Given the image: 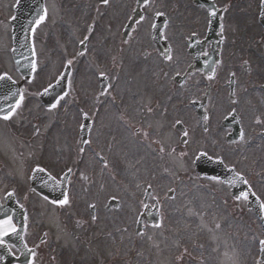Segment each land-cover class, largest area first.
Instances as JSON below:
<instances>
[{
    "label": "rangeland",
    "instance_id": "obj_1",
    "mask_svg": "<svg viewBox=\"0 0 264 264\" xmlns=\"http://www.w3.org/2000/svg\"><path fill=\"white\" fill-rule=\"evenodd\" d=\"M13 1L0 0V71L6 68V72L18 78L13 74L6 55L10 45L6 17L10 15ZM134 1L109 0L107 4L99 6V28L92 32L84 53L77 56L85 60L79 66L76 60L73 61L67 95L59 98L56 107L45 113L38 101L30 99V94L44 81L51 80L54 73L60 72L66 59H69L65 55L73 51L75 40L82 38L87 19L91 13L94 15L92 6L95 4L94 0H45V17L32 34L36 78L25 85L24 95L27 98L8 119L11 126L15 125L16 136L11 130L5 133L9 125L0 120V158L7 160L6 152H9L14 159L12 167H4L3 171L14 178L19 167L26 172L29 166L26 164L32 158L46 161L63 158L70 140L72 144L75 137L76 113L83 108L91 110L99 106L98 112L90 113L94 122L90 140L97 149L102 147L101 151L108 159L105 168L117 173L112 176V172L107 170L111 184L104 189H112L114 195L120 196L124 187L148 176L150 181L161 182L164 186L174 185V182L177 188L176 196L165 198L161 205L160 226H146L144 233L135 239L137 248L132 252L133 260L129 254L131 240L128 231L124 233L121 228L130 224L129 210L134 205L122 199V206L112 210V215L108 217L114 224L111 226V240L117 241L120 246L114 264H254L263 232L252 210L229 197L220 184L212 180L194 179L187 169L189 143L177 145V132L172 126L173 120H177V85L167 91V78L161 71L165 61L156 53L149 38L152 14L162 12L167 16L164 34L177 49V0H150L144 4V16L136 22L125 43L114 44L115 48L120 45L116 50L111 47L115 43V32L130 13ZM108 59L113 60V64L105 67ZM99 65L104 66L109 76L110 88L95 100L91 94L93 90L98 92V73L94 70H98ZM157 76H160L159 80ZM152 81H156V84L153 85ZM118 97L123 103L118 101ZM107 101L110 103L107 104ZM141 101L150 103L148 109L151 111H139L136 107L131 110H138L139 117L124 119L123 112L130 113L127 110L130 107L140 108ZM132 116L136 117V111L132 112ZM15 119L21 122L17 123ZM34 122L39 124V134L49 130L47 148L44 147L43 153H40L38 146L34 148L33 143L30 146L20 141L31 133ZM56 142H61L58 149ZM51 143L55 146L51 147ZM161 147L163 152L160 151ZM28 153L32 155L28 156ZM13 154L17 155L16 158ZM81 171L88 175L86 180L79 178L72 185L70 197L76 203L85 201L79 188L81 182L95 183L94 188L98 191L99 179L90 173L103 175L106 172H100L93 155L87 156ZM108 225L100 220L103 236H106L104 232L109 229ZM122 240L124 245L119 243Z\"/></svg>",
    "mask_w": 264,
    "mask_h": 264
},
{
    "label": "flooded vegetation",
    "instance_id": "obj_2",
    "mask_svg": "<svg viewBox=\"0 0 264 264\" xmlns=\"http://www.w3.org/2000/svg\"><path fill=\"white\" fill-rule=\"evenodd\" d=\"M206 1L177 0V49L169 46L164 58L167 64L162 65L165 75L177 72V141L180 146L189 143L192 175L196 179L220 184L231 197L226 182L196 171L199 154L219 159L225 167L244 176L264 206V0ZM97 10L101 16L99 7ZM32 129V136L20 141L44 148L39 126L33 124ZM11 131L14 134L15 129ZM56 144L58 149L61 142ZM79 148L85 152L86 142ZM48 163V171L60 178L63 165L54 159ZM86 177L85 173L72 179L69 175L68 205L53 203L55 200L38 194L29 183L0 182V190H6L0 194L2 204L10 190L17 201V208L7 209V217H12L16 227L10 238L16 237V244L0 235L4 241L0 244V264H114L118 252L116 242L111 240L113 220L108 217L129 193L114 200L99 188L98 192L95 183L83 181L79 188L85 201L76 203L70 197L72 185ZM129 186L133 198L143 183ZM159 188L144 190L137 212H129L130 225L122 230L129 229L131 234V224L145 203L156 201L160 205L163 184ZM169 195L174 197L176 193ZM238 197L231 198L247 204L245 195ZM100 220L109 223L106 236L101 233Z\"/></svg>",
    "mask_w": 264,
    "mask_h": 264
},
{
    "label": "water",
    "instance_id": "obj_3",
    "mask_svg": "<svg viewBox=\"0 0 264 264\" xmlns=\"http://www.w3.org/2000/svg\"><path fill=\"white\" fill-rule=\"evenodd\" d=\"M36 1L38 2L39 10L42 13V0H36ZM142 1L143 0H138L137 4L139 5ZM135 15H138V10L137 9L135 11ZM160 23H161L160 20H157V23H155V25L153 27V39H154L155 42H158V40L160 39ZM22 34H23V32H22ZM28 38H29V50L28 51H29V60H30L29 64L27 62L23 61L21 58L20 59L17 58V60H15L16 64H17V67L19 68L21 74L24 77H26V78H28V76L30 75L31 70H32V53H31L30 37L28 36ZM19 40H20V37H17V44L16 45H17L18 49H22L25 46V43L23 41L19 42ZM15 41H16V38H15ZM65 83H66V81L64 80L60 84V88H61L60 92L63 91V89L65 87ZM11 84L13 85L15 93H16V96H17L18 93H19L18 85L13 83V82ZM1 86L2 85H0V103H1L2 98L5 95L8 94L7 91H6L7 90V84H4L2 88H1ZM12 101H14V98H13ZM256 209H257V211L259 213V208L257 207ZM262 224H263V227H264V220L263 219H262ZM260 247H261V256L264 259V245L260 244Z\"/></svg>",
    "mask_w": 264,
    "mask_h": 264
},
{
    "label": "snow or ice",
    "instance_id": "obj_4",
    "mask_svg": "<svg viewBox=\"0 0 264 264\" xmlns=\"http://www.w3.org/2000/svg\"><path fill=\"white\" fill-rule=\"evenodd\" d=\"M108 2H109V0H103V3H105V4H107ZM148 2H149V0H144L145 4H147ZM156 15L159 16V15H161V13L157 12ZM40 19L43 20L44 17L42 16ZM81 43H83V41H81ZM72 62H73L72 60H68L67 61V65H71ZM35 67H36V65L33 64V70H35ZM101 75L103 76L104 73H101ZM0 79H4V77H0ZM49 87H51V85ZM44 91H45V93H47L48 89L46 88ZM65 95H67V93H65ZM23 99H24V97L21 94L20 95V99L16 102V106L14 108L10 109L9 113L3 116V119H5V120L10 119L11 115L16 111V109L21 106V102L23 101ZM52 107L55 108L56 105L54 104V105H52ZM205 119H207V117H205ZM81 127H83V125ZM145 135H147V133H145ZM185 135H187V133H185ZM241 139H243V136H241ZM81 151H83V149H81ZM160 151H162V152L164 151L163 147H161ZM71 171H72L71 169H68L69 173ZM245 182H247V181H245ZM169 191H172V190L170 189ZM9 195H13V193H9ZM239 198L240 197H237V199H239ZM244 198L247 199V196L245 195ZM53 203H58L60 205H68L70 203V200H69V197H68L67 193H65L64 194V198L62 200L53 201ZM21 207H23V206H21ZM159 226H160L159 224L156 225V227H159ZM216 227L219 228L220 225L217 224ZM9 231H11V232H15L16 231V227L13 224V220H12L11 216H8L5 219H0V235H7ZM3 243H4V241L0 240V244H3ZM260 244L264 245V240H261Z\"/></svg>",
    "mask_w": 264,
    "mask_h": 264
}]
</instances>
